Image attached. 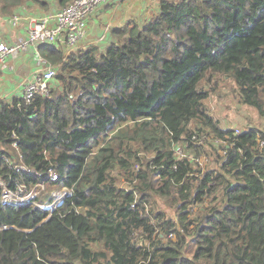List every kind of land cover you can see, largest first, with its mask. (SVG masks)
<instances>
[{
	"label": "trees",
	"instance_id": "16d2710c",
	"mask_svg": "<svg viewBox=\"0 0 264 264\" xmlns=\"http://www.w3.org/2000/svg\"><path fill=\"white\" fill-rule=\"evenodd\" d=\"M20 6L54 11L0 15ZM110 35L41 44L47 93L0 102V182L26 196L0 184V264H264V128H220L203 89L228 77L264 117V0H160Z\"/></svg>",
	"mask_w": 264,
	"mask_h": 264
},
{
	"label": "crops",
	"instance_id": "0c3cea01",
	"mask_svg": "<svg viewBox=\"0 0 264 264\" xmlns=\"http://www.w3.org/2000/svg\"><path fill=\"white\" fill-rule=\"evenodd\" d=\"M159 1L118 0L103 4L88 18L87 35L75 51H84L90 46H96L100 51H104L112 41L110 35L112 28H120L131 22L144 24L158 11ZM49 2L53 12L36 11L27 6L17 7L13 15L21 16L22 21L18 26L6 25L2 21L3 15H0V43L14 44L18 39L26 38L27 18H40L56 13L59 10L57 0H49ZM60 45L63 47L64 56L67 57L71 52L66 46ZM39 46L29 47L28 50L15 53L6 59L0 68V102H11L15 98H22L24 83L32 80L36 72L45 69L46 66L40 67L36 63L39 55L42 56Z\"/></svg>",
	"mask_w": 264,
	"mask_h": 264
},
{
	"label": "built area",
	"instance_id": "2783aa9c",
	"mask_svg": "<svg viewBox=\"0 0 264 264\" xmlns=\"http://www.w3.org/2000/svg\"><path fill=\"white\" fill-rule=\"evenodd\" d=\"M113 1L118 0H73L65 8L58 10L54 14L40 18H27L26 38L18 39L14 44L0 43V68L9 56L18 52H24L29 47L36 48L44 43L53 45L62 44L68 48L69 52H74L87 35L86 25L91 14L97 11L103 4ZM2 21L6 25L18 26L22 19L19 15H11L2 18ZM36 63L38 66L44 67L46 61L39 55ZM54 75V69L50 64H47L43 71L36 72L32 80L25 82L22 95L25 103L29 104L35 94H46L48 84ZM176 151L182 155L180 148ZM0 184L3 186L2 200L4 203L21 205L26 199V196L23 194V187L17 188L16 191H11L2 182ZM66 196L67 194L64 195V197Z\"/></svg>",
	"mask_w": 264,
	"mask_h": 264
},
{
	"label": "rangeland",
	"instance_id": "374dc122",
	"mask_svg": "<svg viewBox=\"0 0 264 264\" xmlns=\"http://www.w3.org/2000/svg\"><path fill=\"white\" fill-rule=\"evenodd\" d=\"M203 89L209 93L204 102L207 110L219 123L220 128L231 129L234 130V133H239L241 129L248 128L249 125H251L250 122L264 128V117H258L254 109L239 102L237 96L238 88L232 79L228 77L209 78L207 83L204 82ZM207 139H209L208 142H210L211 139L209 136ZM217 143L222 144L221 142ZM176 152L178 153V151ZM217 153L222 156L224 150L220 147L217 149ZM193 156L194 155L189 154V157ZM209 158L212 159V157L203 152L195 163L203 167ZM53 195H55V193H53Z\"/></svg>",
	"mask_w": 264,
	"mask_h": 264
},
{
	"label": "clouds",
	"instance_id": "9594fccd",
	"mask_svg": "<svg viewBox=\"0 0 264 264\" xmlns=\"http://www.w3.org/2000/svg\"><path fill=\"white\" fill-rule=\"evenodd\" d=\"M212 140V138H210Z\"/></svg>",
	"mask_w": 264,
	"mask_h": 264
}]
</instances>
